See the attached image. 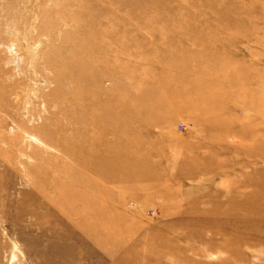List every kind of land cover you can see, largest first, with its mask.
<instances>
[{"label": "rangeland", "instance_id": "1", "mask_svg": "<svg viewBox=\"0 0 264 264\" xmlns=\"http://www.w3.org/2000/svg\"><path fill=\"white\" fill-rule=\"evenodd\" d=\"M0 264H264V0H0Z\"/></svg>", "mask_w": 264, "mask_h": 264}, {"label": "bare ground", "instance_id": "2", "mask_svg": "<svg viewBox=\"0 0 264 264\" xmlns=\"http://www.w3.org/2000/svg\"><path fill=\"white\" fill-rule=\"evenodd\" d=\"M80 218L75 220L76 224H78L82 229H80L81 233L84 235L85 233L89 235V240H88V247L93 246V235L95 232V217L92 216H83V213L79 212L78 213ZM48 254V253H47ZM50 261L52 262H57V260H61V256L58 253L56 257L52 256L51 254L49 255Z\"/></svg>", "mask_w": 264, "mask_h": 264}]
</instances>
